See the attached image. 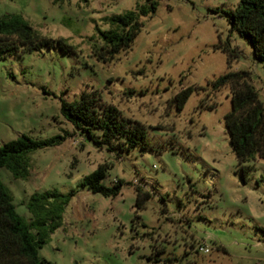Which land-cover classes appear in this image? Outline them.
Here are the masks:
<instances>
[{
	"label": "rangeland",
	"instance_id": "374dc122",
	"mask_svg": "<svg viewBox=\"0 0 264 264\" xmlns=\"http://www.w3.org/2000/svg\"><path fill=\"white\" fill-rule=\"evenodd\" d=\"M155 1L131 47L104 63L92 50L96 27L146 0H0V15L19 14L76 48L0 58V145L68 133L29 153L28 178L0 168L26 218L33 192L76 191L39 250L46 264H264V159H251L241 179L224 126L229 89L211 88L228 69L247 71L264 104V69L225 15L239 0ZM187 86L199 88L177 111L170 100ZM82 93L143 124L148 147L109 152L80 135L60 107ZM100 164L103 185L123 181L116 196L77 187ZM137 187L150 193L139 210Z\"/></svg>",
	"mask_w": 264,
	"mask_h": 264
},
{
	"label": "trees",
	"instance_id": "16d2710c",
	"mask_svg": "<svg viewBox=\"0 0 264 264\" xmlns=\"http://www.w3.org/2000/svg\"><path fill=\"white\" fill-rule=\"evenodd\" d=\"M156 8L155 0H146L133 10L105 18L107 28L96 27V35L90 37V40H94L92 50L95 57L106 63L128 50L143 25L140 18L153 15ZM225 15L230 30L246 39L251 46L253 59L264 69V0H239L234 9ZM54 46L66 53H75L76 49L64 38L54 40L40 35L19 14L0 15V58L30 54ZM224 87L229 89L231 104L230 111L224 115V126L244 181L251 168L249 161L255 156L264 159V104L250 83L247 71L228 69L211 82L213 90ZM198 88H182L170 103L181 111L188 97ZM60 113L80 135L100 147L105 145L109 152L123 153L137 146L141 149L148 147L145 126L138 121L124 119L113 105L100 104L95 93H82L79 99L62 101ZM67 135L65 131L63 135L34 139L22 134L7 141L0 145V168L8 170L15 179H26L30 172L29 153L60 145ZM106 168V164L98 165L83 177L77 187L105 197L116 196L123 181L117 180L111 186L103 185ZM75 194L73 190L60 193L55 189L33 192L25 202L29 213L26 218L18 211L12 192L0 179V264H46L39 250L49 241L50 235L62 226L63 215ZM149 197V192L137 187L135 208L142 209Z\"/></svg>",
	"mask_w": 264,
	"mask_h": 264
},
{
	"label": "built area",
	"instance_id": "2783aa9c",
	"mask_svg": "<svg viewBox=\"0 0 264 264\" xmlns=\"http://www.w3.org/2000/svg\"><path fill=\"white\" fill-rule=\"evenodd\" d=\"M199 250L202 251V252H204V253H207L208 252V249L207 248H203V247H200Z\"/></svg>",
	"mask_w": 264,
	"mask_h": 264
}]
</instances>
